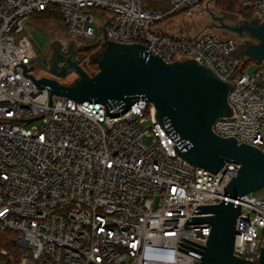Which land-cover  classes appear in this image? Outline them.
<instances>
[{"label":"built area","instance_id":"obj_1","mask_svg":"<svg viewBox=\"0 0 264 264\" xmlns=\"http://www.w3.org/2000/svg\"><path fill=\"white\" fill-rule=\"evenodd\" d=\"M236 1L253 12L250 19L264 22V0ZM207 2L210 8L218 0H0V238L14 232L22 249L16 263L2 264L200 261L178 247L202 254L179 243L202 251L181 239L205 246L211 227L185 224L207 216L193 214L198 206L220 204L238 166L215 174L176 157V142L145 100L109 115L99 102L53 96L49 106L50 90L39 89L19 64L29 69L37 58L26 30L32 15L58 7L74 40L138 43L166 63L194 59L211 68L234 86L228 93L233 114L217 119L213 131L264 154V60H251L256 70L249 74L234 37L214 29L191 36L159 28L178 15L191 18ZM94 10L104 18H95ZM239 201L233 254L256 262L264 248V188ZM7 255L0 248V258Z\"/></svg>","mask_w":264,"mask_h":264},{"label":"water","instance_id":"obj_2","mask_svg":"<svg viewBox=\"0 0 264 264\" xmlns=\"http://www.w3.org/2000/svg\"><path fill=\"white\" fill-rule=\"evenodd\" d=\"M211 17L218 25L209 29L225 30L243 39L238 45L237 56L254 62L264 60V22L246 19L232 25L215 12H211ZM104 30L106 39L107 31ZM248 38L255 42L246 41ZM92 58L99 69L94 75L79 66L72 55L57 54L50 73L61 78L72 70L77 71L78 78L70 85L55 78H37L27 73V70L34 71V65L29 69L24 63L19 65L39 89L50 90L49 106H53V96L78 102H99L106 105V115H109L117 107L129 108L136 101L145 100L154 106L157 122L176 142V157L215 174L228 164L237 165L236 175L226 186L220 204L198 206L193 214L205 213L207 216L189 217L185 224V228L211 227L205 246L181 239L202 248V251L179 243L202 256L178 249L199 258L195 264H264V248H261L260 259L256 262L233 254L236 219L241 212L239 199L264 188L263 152L253 145L239 144L235 137H221L213 131L217 119L233 114L228 93L234 86L194 59L166 63L158 54L138 43L120 44L106 40L101 43L97 57L92 54ZM58 60L62 62L59 68L56 66Z\"/></svg>","mask_w":264,"mask_h":264},{"label":"rangeland","instance_id":"obj_3","mask_svg":"<svg viewBox=\"0 0 264 264\" xmlns=\"http://www.w3.org/2000/svg\"><path fill=\"white\" fill-rule=\"evenodd\" d=\"M209 10L211 12H215L216 16L228 13L229 17H234V19H232L233 22L231 21V23L228 24L233 25L235 19H240V21L246 20L241 12L243 9L236 0H218L215 4H211ZM209 10H202L203 12L200 14L202 19L200 16L196 18H186L182 16L179 18V20L183 23H186L187 33L189 32L192 36L195 32H197V30H203L205 28V23L209 25L213 23L211 12ZM93 12L95 18L98 20H102V18H104L103 13L100 14L97 10H94ZM94 26L96 28L97 36H100V28H97L96 25ZM188 29H191V31ZM26 30L28 34L31 35L37 52V58L34 61L33 71L37 78H55L60 83L65 85L72 84L78 78L77 71L75 70L70 71L67 76L61 78L55 77L50 73V69L57 57V54L65 56L72 55L78 65L83 67L90 75H94L99 71L97 64L94 63L95 58H92V54L97 57V54L101 49V44L98 43V41H91L83 38H77V40H74L67 35L64 23L58 19L48 20L36 17L31 18L27 23ZM220 34L234 37L237 39L238 45L243 43V39L241 40L236 34L230 32H221ZM71 50L76 51V53L71 52ZM61 64V60H58L56 63L57 68H59ZM255 70L256 65L253 62H250L248 73L253 74ZM38 124L39 123H35V125ZM144 143L149 145L151 143V139L145 138ZM1 259L3 258H0V260ZM12 261L13 259L10 260V262ZM2 263L3 262L0 261V264Z\"/></svg>","mask_w":264,"mask_h":264},{"label":"trees","instance_id":"obj_4","mask_svg":"<svg viewBox=\"0 0 264 264\" xmlns=\"http://www.w3.org/2000/svg\"><path fill=\"white\" fill-rule=\"evenodd\" d=\"M241 12L246 19H250L253 15V12L249 9H243ZM35 17L48 20L58 19L64 23L63 16L59 8L55 6H51L45 11L35 13L32 15L31 18ZM246 41H249L250 43L255 42L252 38H248ZM250 62L251 60L247 59L245 64L248 65ZM16 237V233L6 232L0 238V248L5 249L8 252V255L6 257H3V259L7 261L13 259V263H16L19 257L22 255V249L17 245Z\"/></svg>","mask_w":264,"mask_h":264},{"label":"crops","instance_id":"obj_5","mask_svg":"<svg viewBox=\"0 0 264 264\" xmlns=\"http://www.w3.org/2000/svg\"><path fill=\"white\" fill-rule=\"evenodd\" d=\"M150 5L155 8V9H159V10H163L166 8V6H163V5H157V4H154V3H150ZM208 10L206 7H201L199 8L198 10L195 11L194 15L192 16L193 18L195 17H199L201 12H203L202 10ZM182 16L178 15V16H175L173 18H171L170 20L162 23L159 28L160 30L165 33V34H171V35H190V33L188 32L187 33V30H186V23L182 22L181 20H179V18H181ZM191 17V18H192ZM200 18L202 19V17L200 16ZM199 19V18H198ZM182 25V26H181ZM208 25L209 24H206L205 23V28L202 30H197V32H195V34H198L204 30H206L208 28ZM189 30V29H188ZM191 31V29L189 30ZM193 34V35H195ZM223 35V34H222ZM226 36V35H224Z\"/></svg>","mask_w":264,"mask_h":264},{"label":"flooded vegetation","instance_id":"obj_6","mask_svg":"<svg viewBox=\"0 0 264 264\" xmlns=\"http://www.w3.org/2000/svg\"><path fill=\"white\" fill-rule=\"evenodd\" d=\"M222 16L225 17L227 23H231L232 19H234V17H233V18L229 17V14H228V13L225 14V15H222ZM212 21H213V20H212ZM237 21H238V22H241L240 19H239V20L235 19V20H234V23L236 24ZM232 22H233V21H232ZM234 23H233V24H234ZM216 25H218V23L213 21V23H212L211 25H209L207 29H209L211 26H216ZM213 29H214V30H217V31L220 32V33H221V32H223V33H224V32H225V33L227 32V31H225V30L217 29V28H214V27H213ZM71 52L76 53V51H74V50H71Z\"/></svg>","mask_w":264,"mask_h":264}]
</instances>
